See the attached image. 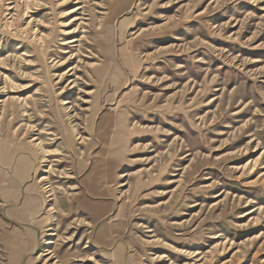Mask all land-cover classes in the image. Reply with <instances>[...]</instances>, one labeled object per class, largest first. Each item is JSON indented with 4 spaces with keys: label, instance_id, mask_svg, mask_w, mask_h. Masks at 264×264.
Listing matches in <instances>:
<instances>
[{
    "label": "rangeland",
    "instance_id": "1",
    "mask_svg": "<svg viewBox=\"0 0 264 264\" xmlns=\"http://www.w3.org/2000/svg\"><path fill=\"white\" fill-rule=\"evenodd\" d=\"M0 264H264V0H0Z\"/></svg>",
    "mask_w": 264,
    "mask_h": 264
},
{
    "label": "bare ground",
    "instance_id": "2",
    "mask_svg": "<svg viewBox=\"0 0 264 264\" xmlns=\"http://www.w3.org/2000/svg\"><path fill=\"white\" fill-rule=\"evenodd\" d=\"M48 242V241H47Z\"/></svg>",
    "mask_w": 264,
    "mask_h": 264
}]
</instances>
